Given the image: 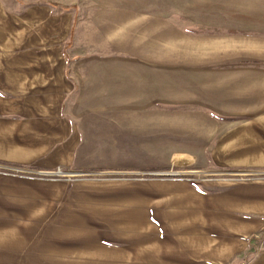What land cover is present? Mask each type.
Returning a JSON list of instances; mask_svg holds the SVG:
<instances>
[{
    "label": "crops",
    "instance_id": "0c3cea01",
    "mask_svg": "<svg viewBox=\"0 0 264 264\" xmlns=\"http://www.w3.org/2000/svg\"><path fill=\"white\" fill-rule=\"evenodd\" d=\"M216 10L123 22L117 56L0 50V264H28L34 214H156L104 236L125 264L251 255L264 232V0ZM171 171L203 177L169 196L145 190L169 179L95 178Z\"/></svg>",
    "mask_w": 264,
    "mask_h": 264
},
{
    "label": "rangeland",
    "instance_id": "374dc122",
    "mask_svg": "<svg viewBox=\"0 0 264 264\" xmlns=\"http://www.w3.org/2000/svg\"><path fill=\"white\" fill-rule=\"evenodd\" d=\"M209 2V3H208ZM217 0H0V50L65 51L69 56H117L121 52L123 22L154 16L202 19L216 15ZM192 31L217 28L190 27ZM176 166V164H174ZM183 166L178 163L177 166ZM179 166V167H180ZM176 169V168H175ZM178 170V169H176ZM175 171V170H174ZM164 174V172H162ZM167 175L125 174L95 176L143 181L151 195L176 194L186 190V180L200 176L173 171ZM175 178L177 183L171 182ZM171 179V180H170ZM197 180V181H196ZM144 185L131 187L137 192ZM153 199H151L152 201ZM156 214H34L40 241L33 252L23 253L28 264H125L126 255L107 250L106 233L119 236L131 220ZM124 230V231H123ZM97 241V242H95ZM112 252V253H111ZM264 252V232L251 255L237 264H249Z\"/></svg>",
    "mask_w": 264,
    "mask_h": 264
}]
</instances>
